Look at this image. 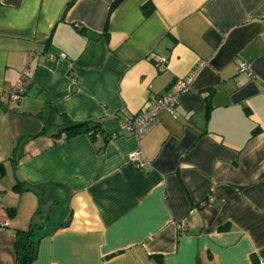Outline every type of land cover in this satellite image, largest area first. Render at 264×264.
Wrapping results in <instances>:
<instances>
[{
    "label": "crops",
    "instance_id": "crops-1",
    "mask_svg": "<svg viewBox=\"0 0 264 264\" xmlns=\"http://www.w3.org/2000/svg\"><path fill=\"white\" fill-rule=\"evenodd\" d=\"M115 1L0 0V264L37 207L31 264H264V0ZM191 74L174 116L121 131Z\"/></svg>",
    "mask_w": 264,
    "mask_h": 264
},
{
    "label": "built area",
    "instance_id": "built-area-1",
    "mask_svg": "<svg viewBox=\"0 0 264 264\" xmlns=\"http://www.w3.org/2000/svg\"><path fill=\"white\" fill-rule=\"evenodd\" d=\"M64 57V54H62ZM166 64L165 59H160L155 62L158 70H163ZM238 72L241 74H248L251 76V72L245 63H240ZM192 81V74L183 78L177 79L171 86V92L154 97L147 107L137 114L129 115L125 114L120 121L121 131L133 135L137 138H141L158 122V114L160 111H167L170 115L175 114V106L178 102V98L181 94L187 92ZM27 90V83L24 77H21L18 82L8 90V95L12 100H21ZM139 157V153L135 152L130 155L131 160L136 161ZM213 197L209 196L208 201H212ZM6 225V224H2Z\"/></svg>",
    "mask_w": 264,
    "mask_h": 264
},
{
    "label": "trees",
    "instance_id": "trees-1",
    "mask_svg": "<svg viewBox=\"0 0 264 264\" xmlns=\"http://www.w3.org/2000/svg\"><path fill=\"white\" fill-rule=\"evenodd\" d=\"M120 0H116L113 6ZM100 122H71L64 120L63 128L61 133L65 137H72L80 133H87L90 137H93L99 132ZM60 135L58 134L57 137ZM3 165L0 164V176L3 173ZM15 190H26L29 191L31 188H21L19 184L13 186ZM40 201V198H39ZM15 213L14 208L8 209V214L12 216ZM46 217L41 215L39 207L36 208L35 212L30 218L28 227L25 229H16L14 231V246H15V264H31L37 258L38 245L41 239L40 229H42V221ZM252 264H260L257 258L251 256Z\"/></svg>",
    "mask_w": 264,
    "mask_h": 264
},
{
    "label": "rangeland",
    "instance_id": "rangeland-1",
    "mask_svg": "<svg viewBox=\"0 0 264 264\" xmlns=\"http://www.w3.org/2000/svg\"><path fill=\"white\" fill-rule=\"evenodd\" d=\"M54 129H56V128H54Z\"/></svg>",
    "mask_w": 264,
    "mask_h": 264
}]
</instances>
